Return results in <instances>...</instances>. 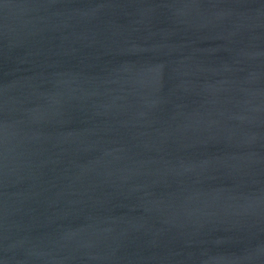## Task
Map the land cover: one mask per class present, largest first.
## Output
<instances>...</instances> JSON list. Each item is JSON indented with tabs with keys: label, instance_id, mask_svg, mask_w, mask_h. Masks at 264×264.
Wrapping results in <instances>:
<instances>
[{
	"label": "water",
	"instance_id": "1",
	"mask_svg": "<svg viewBox=\"0 0 264 264\" xmlns=\"http://www.w3.org/2000/svg\"><path fill=\"white\" fill-rule=\"evenodd\" d=\"M0 264H264V0H0Z\"/></svg>",
	"mask_w": 264,
	"mask_h": 264
}]
</instances>
